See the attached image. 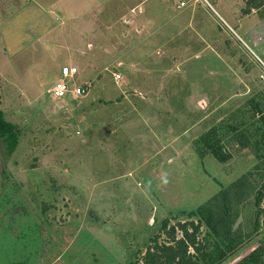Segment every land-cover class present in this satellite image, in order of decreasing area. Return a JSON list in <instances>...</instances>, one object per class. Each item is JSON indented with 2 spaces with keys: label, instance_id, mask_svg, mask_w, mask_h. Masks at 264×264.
I'll return each mask as SVG.
<instances>
[{
  "label": "rangeland",
  "instance_id": "obj_1",
  "mask_svg": "<svg viewBox=\"0 0 264 264\" xmlns=\"http://www.w3.org/2000/svg\"><path fill=\"white\" fill-rule=\"evenodd\" d=\"M78 1L0 0V109L18 129L9 157L0 147V264H130L166 240L162 221L197 220L213 200L230 221L219 235L202 225L219 259L200 264H242L264 247L249 102L264 88V0ZM64 65L84 96L46 94Z\"/></svg>",
  "mask_w": 264,
  "mask_h": 264
},
{
  "label": "trees",
  "instance_id": "obj_2",
  "mask_svg": "<svg viewBox=\"0 0 264 264\" xmlns=\"http://www.w3.org/2000/svg\"><path fill=\"white\" fill-rule=\"evenodd\" d=\"M257 95H259L258 98L253 97L251 100H249L251 103L250 109L252 117L254 119L256 118L254 122H252V124L254 123L256 126L254 127L251 137L255 138L254 142L252 143L256 154L258 156L264 157V88L259 90ZM243 111L245 112L247 110L243 109ZM241 125L243 126L244 124L241 123ZM227 127L233 132V137H237L238 140L245 139L247 142H249L250 136L246 134L244 129L238 131L239 126L237 124ZM212 136V133L208 132L202 137L203 140L201 139V142L204 143V146L209 149L210 153L213 154V156L219 162H225L229 160L231 157L230 154L223 151L219 140H214ZM247 142L244 141L242 143L247 144ZM17 145L18 129L16 126L5 120L0 109V147L3 157L5 159L9 157ZM236 187H233L231 191H224L221 193L222 202L227 196L229 197V195H232L236 198V196L242 193L243 190L238 184ZM236 193L237 195H234ZM259 199L257 200V203L259 202ZM230 202V198L228 201L224 202L223 207L225 212L229 210ZM217 205L218 204H216V200H213L201 204L196 208L195 211H191L189 213L190 217L196 216L197 220L190 219L185 221H177L172 225H169L168 220L162 221L160 232L165 234L167 237L166 240L158 241V236H155L152 239V243L146 247L141 257L130 264H200L199 255L201 253H205L207 257H210L211 261H217L219 259L218 256L211 255L207 251L208 232L204 236L200 237L201 227L203 224H206L211 232H215L217 235H219V232L222 231V228L220 227L223 226V223L230 221L228 219L229 214L225 219V215L219 211ZM221 219L223 220L222 224H220V222H222ZM177 231L180 232V236L177 235ZM223 233L228 235L226 230H224ZM214 247L217 248L218 245L216 244ZM231 249H233V246H231ZM242 261V264H251V262L264 264V247L262 246L255 248L253 251H251V253L245 256Z\"/></svg>",
  "mask_w": 264,
  "mask_h": 264
},
{
  "label": "built area",
  "instance_id": "obj_3",
  "mask_svg": "<svg viewBox=\"0 0 264 264\" xmlns=\"http://www.w3.org/2000/svg\"><path fill=\"white\" fill-rule=\"evenodd\" d=\"M184 1H180V5H184ZM61 78L50 88L46 90V94H48L52 99H61L67 96L78 97L84 96L89 89L88 84L83 85H72L70 83V79H72L78 69L74 65H64L60 69ZM115 79L120 78V74L114 73Z\"/></svg>",
  "mask_w": 264,
  "mask_h": 264
},
{
  "label": "crops",
  "instance_id": "obj_4",
  "mask_svg": "<svg viewBox=\"0 0 264 264\" xmlns=\"http://www.w3.org/2000/svg\"><path fill=\"white\" fill-rule=\"evenodd\" d=\"M25 1H29L32 3H36L37 8L40 9H49V10H54V9H60V10H64V9H75L77 7H79L80 3L78 0H25ZM124 0H116V3L114 5V7H119L121 8L123 6ZM28 3V2H27ZM40 4V5H38ZM113 7L112 5L110 6V8ZM109 8V7H107Z\"/></svg>",
  "mask_w": 264,
  "mask_h": 264
}]
</instances>
